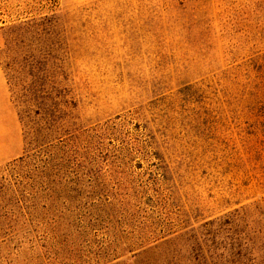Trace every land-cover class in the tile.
I'll return each mask as SVG.
<instances>
[{
  "label": "rangeland",
  "instance_id": "374dc122",
  "mask_svg": "<svg viewBox=\"0 0 264 264\" xmlns=\"http://www.w3.org/2000/svg\"><path fill=\"white\" fill-rule=\"evenodd\" d=\"M0 67V264H145L264 203V0H0Z\"/></svg>",
  "mask_w": 264,
  "mask_h": 264
},
{
  "label": "trees",
  "instance_id": "16d2710c",
  "mask_svg": "<svg viewBox=\"0 0 264 264\" xmlns=\"http://www.w3.org/2000/svg\"><path fill=\"white\" fill-rule=\"evenodd\" d=\"M25 27L20 25L9 30L11 41L18 48L24 47ZM8 42L10 39L7 45ZM21 56L20 53L16 57L14 66L19 68L14 71L16 74L23 72ZM31 59V70L37 71L41 58L34 55ZM12 67L8 64L3 68L7 77ZM17 80L23 86L22 92H41L38 84L33 82L26 86L23 78ZM150 251L162 255L145 264H264V203L236 209L160 246L151 247L145 254Z\"/></svg>",
  "mask_w": 264,
  "mask_h": 264
},
{
  "label": "crops",
  "instance_id": "0c3cea01",
  "mask_svg": "<svg viewBox=\"0 0 264 264\" xmlns=\"http://www.w3.org/2000/svg\"><path fill=\"white\" fill-rule=\"evenodd\" d=\"M1 68V67H0ZM0 100L2 102V108L0 109V144H7L5 137L10 133V100H9V92L7 81L5 79V75L3 71L0 69ZM16 129V125L14 127ZM4 156V155H3ZM2 158V154H0V159Z\"/></svg>",
  "mask_w": 264,
  "mask_h": 264
}]
</instances>
